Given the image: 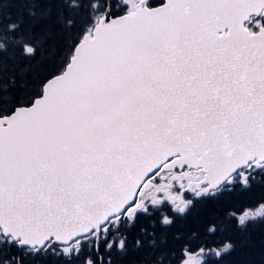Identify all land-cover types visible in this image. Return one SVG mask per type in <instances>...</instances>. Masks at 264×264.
Masks as SVG:
<instances>
[{
    "label": "snow or ice",
    "instance_id": "6c2138e0",
    "mask_svg": "<svg viewBox=\"0 0 264 264\" xmlns=\"http://www.w3.org/2000/svg\"><path fill=\"white\" fill-rule=\"evenodd\" d=\"M18 3L0 0V264H252L209 237L214 206L264 186V0ZM224 217L247 234L264 203Z\"/></svg>",
    "mask_w": 264,
    "mask_h": 264
}]
</instances>
